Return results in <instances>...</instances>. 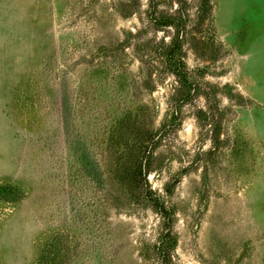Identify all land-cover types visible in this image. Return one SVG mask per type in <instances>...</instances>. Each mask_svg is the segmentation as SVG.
<instances>
[{"label": "rangeland", "instance_id": "374dc122", "mask_svg": "<svg viewBox=\"0 0 264 264\" xmlns=\"http://www.w3.org/2000/svg\"><path fill=\"white\" fill-rule=\"evenodd\" d=\"M0 264H264V0H0Z\"/></svg>", "mask_w": 264, "mask_h": 264}, {"label": "trees", "instance_id": "16d2710c", "mask_svg": "<svg viewBox=\"0 0 264 264\" xmlns=\"http://www.w3.org/2000/svg\"><path fill=\"white\" fill-rule=\"evenodd\" d=\"M201 6L204 15H206L207 10L210 8V0H201ZM177 66L178 69H180L183 66L180 60H177Z\"/></svg>", "mask_w": 264, "mask_h": 264}]
</instances>
